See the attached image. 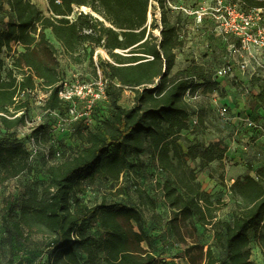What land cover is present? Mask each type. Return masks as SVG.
<instances>
[{"label": "trees", "instance_id": "16d2710c", "mask_svg": "<svg viewBox=\"0 0 264 264\" xmlns=\"http://www.w3.org/2000/svg\"><path fill=\"white\" fill-rule=\"evenodd\" d=\"M46 1L49 16L28 0H0V10L6 8L4 16L9 18L0 30V54L3 49L11 51L13 45L22 49L16 52L5 76L0 59L1 127L8 131L26 124V97L38 87L47 96L44 111L64 113L66 109L57 97L61 79L57 49L47 40V30L76 63L92 59L95 49L106 52L110 61H99L97 68L107 80L109 111L100 107L108 116L103 115L100 126L96 125L100 122L99 109L93 115L92 127L76 123L82 128L77 134L83 147L47 166L48 184L40 196L22 200L18 218L10 216L7 238L17 248H25L32 236L45 238L50 264H82L76 250L86 257V264L101 260L105 264H158L141 246L144 236L133 227L141 223V207L156 214L155 200L141 187L135 186L138 205L131 208L117 203L88 206L78 198L85 193V185L96 178L118 183L127 169L134 170L131 158L149 152L156 169L167 177L159 186L171 213L166 227L180 243H185L182 229L188 225L209 227L214 231V241L222 244L229 264H256L251 260L252 240L264 260V168L248 166L247 174L229 186L237 202L230 225L216 220L220 207L212 204L188 166L187 159H199L201 169L224 159V153L215 149L217 144L205 149L194 144L184 149L181 143V134L189 130L192 116L187 95L199 90L218 93L221 88L211 71L195 61L172 73L176 52L186 47V41L181 24L168 16L166 0H156L159 27L155 21L148 24L150 0ZM236 2L245 12L264 9V0ZM74 6L89 8L93 14L80 12L69 20ZM155 29L158 36L153 34ZM97 68L94 66V77ZM255 84L259 91L254 99L264 109V79H255ZM126 90L134 95L129 109L119 105ZM23 92V98L17 100ZM19 112L22 114L17 115ZM31 137L36 142L45 137L50 140V129L44 123L32 131ZM30 171L29 153L23 146L0 145V186ZM93 222L103 237L88 233ZM191 249L193 246L186 251L188 264H200L203 258H208L205 264L216 263L210 248L198 259L191 256Z\"/></svg>", "mask_w": 264, "mask_h": 264}, {"label": "rangeland", "instance_id": "374dc122", "mask_svg": "<svg viewBox=\"0 0 264 264\" xmlns=\"http://www.w3.org/2000/svg\"><path fill=\"white\" fill-rule=\"evenodd\" d=\"M224 1L226 6L235 2L234 0ZM203 2L198 4L195 0H191L187 4L188 7H184L192 11L204 8L209 13L214 8V0H203ZM167 3L171 6L176 3L173 0H166L168 16H171L176 11L172 10ZM33 4L43 15L49 16L46 0H34ZM74 7L75 17L79 12L93 14L89 8ZM235 10L242 11L239 5L235 7ZM4 12L6 13L8 10L6 8L0 10V30L9 20L7 16H4ZM222 13L225 14L226 11L223 10ZM253 17L255 19L252 30L260 31L259 37L264 39V11L258 15L254 14ZM159 18L160 10L157 2L150 0L148 24L151 25L155 21V25L159 27ZM203 19L201 31L197 32L193 26H189L185 30L188 45L177 52L178 58L172 73L190 61L202 63L207 70L211 71L214 78L216 71L226 64L232 67L233 73L218 79L221 92L204 94L199 90L193 95H187L186 100L190 105L192 116L189 118V130L181 134V143L184 149L188 145L194 144L201 145L205 149L211 143H215L217 144L215 148L217 153H224V160L213 161L207 164L204 169H201L199 159L193 161L187 159V163L190 169L195 172L201 189L210 195L212 204L220 207L216 220L232 225L237 202L232 197L229 186L236 179L247 174L248 166L255 170L260 167L264 168V109H259L260 107L254 99L259 91L255 79H264V47H250L248 53H242L237 38L219 34L208 14ZM196 23L201 24L197 21ZM153 34L158 36V30L155 29ZM46 38L57 49L56 59L59 64V73L67 80L74 78L84 81L91 80L94 78V66L96 67L99 61H110L104 50L95 49L92 59L87 57L84 62L76 63L66 55L53 38L50 30L46 31ZM21 50V47L15 45L11 51L3 49L0 54V59L4 62L3 76L6 75L7 70L11 69L16 52ZM243 62L246 63L244 71L240 69ZM44 97L45 93L40 87L26 97L28 107L25 111L26 124L24 126L7 131L0 125V145L23 146L29 153L31 168L30 172L0 186V264H50V251L45 247V238L35 235L32 236L25 248L14 246L13 240L7 238L9 219L10 216L14 219L18 218L20 205L24 198L40 196L42 189L48 184L47 166L59 160L57 161L58 158L53 157V161H47L45 159L47 150L58 151L61 158L64 155H73L83 147L82 139L77 134L78 130H82L78 124H70L67 121L63 125L65 132H62L59 130V120L55 115L43 114ZM133 97L132 92L124 91L119 98V105L125 109L131 108L134 102ZM101 107H104L102 111H109L108 103L102 104ZM222 108L228 109L224 116L220 115ZM258 110L263 113L259 114L258 112L261 111ZM102 111L98 112L99 116L96 120L100 122L96 124L97 126L102 124L103 115L106 114V118L108 117L107 113L103 112L104 114H102ZM249 118L254 120L256 126L252 130L243 122ZM37 123L40 125L46 123L48 130L52 131V140L45 137L40 142L32 141V125H37ZM31 155L33 156L31 157ZM131 164L135 167L134 170L127 169L118 183L96 178L92 184L85 185V193L78 195V198L88 206L100 203H117L125 207H136L138 198L135 186L137 185L155 200L157 208L156 214L153 216L152 213L141 207L143 213L141 223L133 224V227L136 232L144 236L141 246L157 259L158 264H188L186 251L192 246L190 254L196 259L200 257L201 252L205 254L210 248L215 264H229L222 244L214 241V231L209 227L188 225L183 228L185 243H180L166 227L171 213L159 186L167 180V177L156 169L151 154L146 152L137 159L133 157ZM9 205H12V211H10ZM88 233L93 237L104 236L98 224L94 222L91 223ZM250 249L251 260L256 264H264L261 252L253 240ZM76 253L81 263L86 264V257L77 250ZM207 262L208 258L199 260L200 264ZM98 264L105 263L101 260Z\"/></svg>", "mask_w": 264, "mask_h": 264}, {"label": "built area", "instance_id": "2783aa9c", "mask_svg": "<svg viewBox=\"0 0 264 264\" xmlns=\"http://www.w3.org/2000/svg\"><path fill=\"white\" fill-rule=\"evenodd\" d=\"M28 1L33 4L34 0ZM234 1L235 2L233 4H229V6H226L224 0H214V8H212L209 13L206 12V9L204 8L192 11L191 9H187L182 6H171L169 3L167 4L174 11H180L181 13L188 16H195V19L198 23H201L203 17L208 14L215 25L216 31L219 34L223 36L230 35L239 40V48L242 53H248L250 47H264V39L259 37L260 31H257L256 29L252 30L253 20L255 19L253 15H258V13L264 11V9H258L249 12L240 10L236 11L235 7L238 6V3L236 2V0ZM56 2L58 3V1ZM223 10L226 11L225 14L222 13ZM78 14H80V12ZM67 18L69 20L75 19L74 10L72 15ZM245 67L246 63L243 62L240 65V69L244 71ZM232 73V67L226 64L216 71L215 78L222 79L226 76H229L230 74L232 75ZM96 74V77L87 81L79 80L77 78H74L73 80H67L64 77H61L57 85V97L66 106L64 113H60L58 111L43 112V114L55 115V117H57V119L59 120L60 131L65 132L63 125H65L67 121H69L70 124L81 122L87 126L92 125L93 115L95 114V111L98 110L102 106V104H110L109 98L106 94L107 80L102 77L98 68L96 70ZM24 95L25 93L23 92L20 97L17 98V100L23 98ZM46 98L47 96L44 97L43 101H45ZM227 112V108H222L220 111V115L224 116L227 114ZM20 114H22V112H19L17 115ZM243 122L251 130L256 127L254 120L250 118L245 119ZM39 126L40 124L38 123L37 125H32L31 130L33 131ZM50 137V139L52 140L53 134L51 130ZM32 141L34 142L35 139L32 138ZM211 144L215 146V143ZM34 147L36 146L34 145ZM32 156L33 155H31V157ZM59 156L60 153L58 151L53 149L51 152V150L49 149L46 152L45 159L47 161H53V157L59 159Z\"/></svg>", "mask_w": 264, "mask_h": 264}, {"label": "crops", "instance_id": "0c3cea01", "mask_svg": "<svg viewBox=\"0 0 264 264\" xmlns=\"http://www.w3.org/2000/svg\"><path fill=\"white\" fill-rule=\"evenodd\" d=\"M190 1L191 0H173V2L176 3L175 5L182 6V7H184V6L188 7L187 4ZM195 2L198 3V4H202L203 0H195ZM205 2H203V3H205ZM194 18H195L194 16H187V15H185L183 13H180V11H176L175 13H172V15L170 16V20L172 22L179 23L183 27L182 28V36H183L185 41H186V35H185L186 31L185 30H187V27L193 26V27H195L197 32L201 31V29L203 28V22L205 20L203 19V22L201 24H197ZM204 27H206V26H204ZM186 45H188V43H186ZM177 58H178V54L176 52V62H177ZM239 79H241V77H239ZM259 109H261V108H259ZM258 111H261V110H258ZM258 113L260 114V113H263V112L261 111V112H258ZM222 160H224V159H222ZM260 168H262V167H260Z\"/></svg>", "mask_w": 264, "mask_h": 264}]
</instances>
